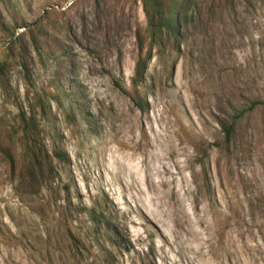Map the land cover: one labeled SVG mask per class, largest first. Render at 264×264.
<instances>
[{
	"label": "rangeland",
	"instance_id": "374dc122",
	"mask_svg": "<svg viewBox=\"0 0 264 264\" xmlns=\"http://www.w3.org/2000/svg\"><path fill=\"white\" fill-rule=\"evenodd\" d=\"M3 52L0 264H264V0L177 40L143 0H0Z\"/></svg>",
	"mask_w": 264,
	"mask_h": 264
},
{
	"label": "trees",
	"instance_id": "16d2710c",
	"mask_svg": "<svg viewBox=\"0 0 264 264\" xmlns=\"http://www.w3.org/2000/svg\"><path fill=\"white\" fill-rule=\"evenodd\" d=\"M149 17L152 35L162 38L166 35L171 40L181 37V30L188 23L189 0H143ZM167 14V17H165ZM11 56L3 52L0 57V67L4 70ZM141 64L139 65V67ZM143 108V105H140ZM224 129L229 139L234 134V126L226 125ZM54 157L60 161L67 159L64 152H55ZM50 170V166H49Z\"/></svg>",
	"mask_w": 264,
	"mask_h": 264
}]
</instances>
